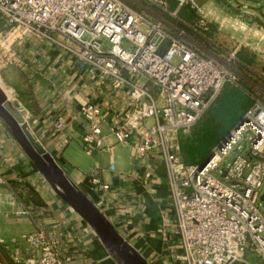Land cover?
Masks as SVG:
<instances>
[{
    "label": "built area",
    "instance_id": "built-area-1",
    "mask_svg": "<svg viewBox=\"0 0 264 264\" xmlns=\"http://www.w3.org/2000/svg\"><path fill=\"white\" fill-rule=\"evenodd\" d=\"M173 1L178 8L197 6L196 0ZM0 15L2 49L26 37L49 41L97 89L109 90L107 100L118 102L119 108L77 106L81 140L109 152L116 144L128 145L133 168L119 174L121 179L139 176L151 188L164 181L169 204L160 211L159 239L174 246L172 264H264V106L255 101L204 166L184 165L180 158L179 132L199 120L225 83L237 81L227 63L204 57L183 31L171 35L123 0H0ZM68 125L60 116L55 129ZM235 152L240 154L219 170ZM106 170L116 174L113 163ZM103 171L96 164L84 180L100 197L114 190ZM5 183L0 174V185ZM21 242L25 256L16 263L73 262L54 230L23 234Z\"/></svg>",
    "mask_w": 264,
    "mask_h": 264
},
{
    "label": "crops",
    "instance_id": "crops-1",
    "mask_svg": "<svg viewBox=\"0 0 264 264\" xmlns=\"http://www.w3.org/2000/svg\"><path fill=\"white\" fill-rule=\"evenodd\" d=\"M148 13L154 17L151 12ZM226 21L228 22L227 19L221 20V28H226ZM4 26L5 21L0 15V31ZM235 30L236 28L233 31ZM185 35L184 33V40L187 36ZM200 36L202 37L198 38L201 40L187 36L189 39L185 41L196 47L204 57L224 63L222 58L226 52L223 48L226 45L216 43L206 35ZM230 39H234L233 34ZM9 48L10 52L5 50L12 62L7 69L14 71L10 88L14 90L35 136L68 177L76 184L81 183L78 186L134 249L152 264H172L171 253L174 246L164 244L159 239L160 211L167 210L169 204L164 181H159V185L151 188L139 176L121 179L119 174L126 176L132 171L129 157L127 171H117L114 165L116 174H109L107 168H102V179L111 184L114 190L100 197L90 192L87 182L84 181L86 176L73 174L64 168L65 164L60 158L67 147L64 144L68 136L71 140L73 137L81 140L82 124L76 116L77 106L96 103L112 108L118 102L107 100L110 98L109 90L97 89L87 73L80 71L69 55L49 41L26 37ZM248 72L250 76L254 75L251 71ZM240 78L252 89L257 88L252 81L242 76ZM60 116L67 117L69 125L62 132H57L55 124ZM60 138L62 141H58ZM107 142L113 143L110 138H107ZM111 161L114 164L112 159ZM0 174L6 180L5 184L0 185V248L5 250L4 253L9 258L25 256V246L21 242L23 234L54 230L60 244H70L75 250L74 264H81L83 260L82 264H94L91 261L93 257L87 259L84 254L90 257L100 249L97 239L86 224L54 195L1 122ZM29 189L36 194L38 202L34 201L36 197L28 195ZM59 222H66L64 226L73 232L70 233V241L62 242ZM2 260L0 264H11L8 259Z\"/></svg>",
    "mask_w": 264,
    "mask_h": 264
},
{
    "label": "rangeland",
    "instance_id": "rangeland-1",
    "mask_svg": "<svg viewBox=\"0 0 264 264\" xmlns=\"http://www.w3.org/2000/svg\"><path fill=\"white\" fill-rule=\"evenodd\" d=\"M123 1L134 11L143 14L146 20L150 22H161L166 31L171 35H177L178 31H183L190 39H196L197 41L201 40L198 36L202 37L200 35H206V37L212 39L216 43L219 42L220 44L223 43L226 45L227 47L224 46L223 48L225 50L224 52H226L224 55L225 59L222 58V60L236 73L237 80L242 75V72L239 70L240 63L236 55L242 52L247 53V56L251 57L252 63L248 65L246 69L251 71V74H254L252 77L255 78L256 81L258 80V84L261 85H257V88L253 91L254 102L259 100L260 103L264 105V0H196L197 6L194 9L190 8L188 5L178 8L177 3L173 0H158L162 3L148 0ZM184 8L193 15L191 21L184 20L179 16V11ZM175 11L176 13L173 15ZM148 12H151L154 17H151ZM223 19L228 20L224 26L226 28H221L220 26V23H222L221 20ZM203 28L206 30H203ZM234 28H236L235 31H233ZM231 34L234 36V39H232L234 41L233 44L230 39ZM187 36L185 40L189 39ZM226 43H229V45ZM0 45L2 44L0 43ZM11 62L12 60L8 58L5 48L2 49L0 46V80L2 84L9 89H11V82L14 77V71L7 69L10 67L9 63ZM11 90L14 100L17 101L14 90ZM154 91L158 92L156 89ZM227 112L229 116L233 117L237 109L233 108L231 112L228 109ZM228 121V119H225L223 123L221 122L219 124L217 128L218 133H224ZM180 133L182 132H179V134ZM245 138H247V135H245ZM58 141H62V139L60 138ZM64 145L67 147L62 152L60 158L65 164L64 168L70 170L73 174H82V177H85L93 171L96 164L100 168H107L111 159L117 171H127L129 168L130 156L129 147L127 145L116 144L113 146L112 152L99 149L94 150L86 147L80 139L73 137L71 140L69 136ZM247 147L248 142L245 140L242 143V149L246 150ZM50 149H53V147ZM206 149V145L201 146L199 154ZM197 152L198 149L194 148L188 150L187 154L189 157L194 158ZM243 153H245V151ZM237 154L240 153L235 152L229 158L225 159L220 165L219 170L225 168L228 163H231ZM203 159H201V161ZM215 176L220 178L218 171L215 172ZM262 191L264 192V183ZM262 211L264 213V208ZM59 223L61 226L58 227V229L61 232L62 242L70 241L69 236L70 233L73 232L71 229L66 228L67 226H64L66 222ZM73 242H75V240ZM63 245H66L64 249L69 255L73 256L75 254V250L71 248L72 245L67 243ZM76 246H78V244H76ZM99 247L101 250L99 249L96 252L97 254L95 253L90 257L84 254L86 258L93 257L91 261H93L94 264H115V262L109 258L100 243ZM4 251L5 250L0 248V263L3 261L2 258L8 259L11 264L21 263H16L15 258H9ZM150 262L151 261L148 263L152 264ZM82 263H84V260L81 264ZM72 264H74V260Z\"/></svg>",
    "mask_w": 264,
    "mask_h": 264
},
{
    "label": "water",
    "instance_id": "water-1",
    "mask_svg": "<svg viewBox=\"0 0 264 264\" xmlns=\"http://www.w3.org/2000/svg\"><path fill=\"white\" fill-rule=\"evenodd\" d=\"M242 120L243 118L235 127L241 124ZM0 122L54 195L86 224L115 264H149L126 241L87 194L68 177L67 173L33 133L22 106L16 100L9 99L1 85ZM211 155L212 151L199 165L204 166ZM261 200L264 203V192Z\"/></svg>",
    "mask_w": 264,
    "mask_h": 264
},
{
    "label": "trees",
    "instance_id": "trees-1",
    "mask_svg": "<svg viewBox=\"0 0 264 264\" xmlns=\"http://www.w3.org/2000/svg\"><path fill=\"white\" fill-rule=\"evenodd\" d=\"M179 16L184 20L191 21L193 15L184 8L179 11ZM203 30H206L203 28ZM237 60L240 63L239 70L242 72V77L253 82L255 86H259L258 80L250 76L246 67L252 63L251 57L247 56V53H237ZM261 86V85H260ZM252 87L247 84L242 78H238L235 83L227 82L220 90L217 97L209 105L201 118L189 129L181 131L178 136V145L180 158L184 165H197L201 163L213 148L220 143L229 132L236 126V124L243 118L246 111L254 103ZM236 108V114L231 117L228 115L227 110L231 112V109ZM211 116V117H210ZM228 119L226 130L223 134L217 132L219 124ZM206 145L207 149L199 154L201 146ZM198 149V154L194 155V158L189 157L187 152L190 149ZM203 159L201 161V159ZM201 161V162H200ZM28 195L32 198L36 197V194L32 189L27 191ZM38 199L36 197V200Z\"/></svg>",
    "mask_w": 264,
    "mask_h": 264
},
{
    "label": "bare ground",
    "instance_id": "bare-ground-1",
    "mask_svg": "<svg viewBox=\"0 0 264 264\" xmlns=\"http://www.w3.org/2000/svg\"><path fill=\"white\" fill-rule=\"evenodd\" d=\"M0 85H1V87L5 90V93H6V95L8 96V98L11 99V100L14 99L13 96H12V90L9 89V88H6V87L2 84L1 80H0Z\"/></svg>",
    "mask_w": 264,
    "mask_h": 264
}]
</instances>
